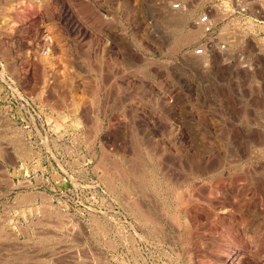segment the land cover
I'll list each match as a JSON object with an SVG mask.
<instances>
[{"label": "rangeland", "instance_id": "374dc122", "mask_svg": "<svg viewBox=\"0 0 264 264\" xmlns=\"http://www.w3.org/2000/svg\"><path fill=\"white\" fill-rule=\"evenodd\" d=\"M210 1L0 0V264H264V23L185 53Z\"/></svg>", "mask_w": 264, "mask_h": 264}, {"label": "built area", "instance_id": "2783aa9c", "mask_svg": "<svg viewBox=\"0 0 264 264\" xmlns=\"http://www.w3.org/2000/svg\"><path fill=\"white\" fill-rule=\"evenodd\" d=\"M209 3L193 20L200 29V40L186 48L185 53L202 58L221 54L226 58L224 64L238 57L243 61V52L233 51V48L237 43H245L250 24L264 23V0H211ZM172 5L179 10L185 9L180 1ZM223 28L228 31L226 35L221 34ZM246 65L245 61L240 66L246 68Z\"/></svg>", "mask_w": 264, "mask_h": 264}, {"label": "bare ground", "instance_id": "6f19581e", "mask_svg": "<svg viewBox=\"0 0 264 264\" xmlns=\"http://www.w3.org/2000/svg\"><path fill=\"white\" fill-rule=\"evenodd\" d=\"M178 26V25H177ZM193 30V29H192ZM189 31V30H188ZM187 31V32H188ZM186 33V32H185ZM186 34H190V31H189V33H186ZM184 36H186V35H184ZM183 38V37H182ZM190 38V37H189ZM178 41H180V40H178ZM127 181V180H126ZM111 184H112V182H110ZM139 209V208H138ZM143 216H144V213H143ZM152 217V216H151ZM155 221V220H154Z\"/></svg>", "mask_w": 264, "mask_h": 264}]
</instances>
